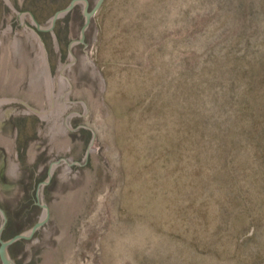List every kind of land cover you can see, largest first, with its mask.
Returning <instances> with one entry per match:
<instances>
[{"label": "rangeland", "instance_id": "1", "mask_svg": "<svg viewBox=\"0 0 264 264\" xmlns=\"http://www.w3.org/2000/svg\"><path fill=\"white\" fill-rule=\"evenodd\" d=\"M72 1L8 0L40 27ZM70 53L94 139L11 264H264V0H103Z\"/></svg>", "mask_w": 264, "mask_h": 264}, {"label": "water", "instance_id": "2", "mask_svg": "<svg viewBox=\"0 0 264 264\" xmlns=\"http://www.w3.org/2000/svg\"><path fill=\"white\" fill-rule=\"evenodd\" d=\"M11 8L8 0H4ZM85 0H73L40 27L29 12L17 13L0 34V255L11 264L7 247L30 239L48 219L42 189L63 163H86L94 133L72 129L84 117L82 101H68L71 85L63 72L75 63L71 46L83 40L91 16Z\"/></svg>", "mask_w": 264, "mask_h": 264}, {"label": "trees", "instance_id": "3", "mask_svg": "<svg viewBox=\"0 0 264 264\" xmlns=\"http://www.w3.org/2000/svg\"><path fill=\"white\" fill-rule=\"evenodd\" d=\"M248 14V13H247ZM247 14L245 15V17L247 16ZM233 70V73L234 74H237L238 73V70H236V69H232ZM228 77L231 79V80H234L233 78H231V76L230 75H228ZM228 78V79H229ZM256 80V79H255Z\"/></svg>", "mask_w": 264, "mask_h": 264}]
</instances>
